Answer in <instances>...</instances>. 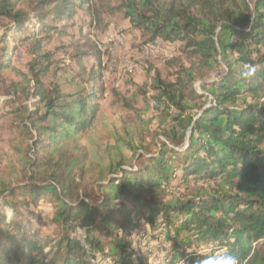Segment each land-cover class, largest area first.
Instances as JSON below:
<instances>
[{"label": "trees", "instance_id": "1", "mask_svg": "<svg viewBox=\"0 0 264 264\" xmlns=\"http://www.w3.org/2000/svg\"><path fill=\"white\" fill-rule=\"evenodd\" d=\"M106 16L127 21L139 45L177 43L179 53L136 87L152 92L157 115L139 118L136 140L117 133L101 166L80 137L104 92L103 53L90 37ZM27 23L34 31L20 38ZM0 30L2 93L20 117L17 159L0 161V264H147L130 252L142 220L164 232L167 264L205 243L238 264H264V0H0ZM53 39L74 50L86 86L44 82L56 71L44 48ZM18 41L29 44L28 74L12 65ZM86 56L97 66L86 70ZM244 63L257 67L249 79ZM175 181L195 186L179 192ZM42 206L47 215L35 216Z\"/></svg>", "mask_w": 264, "mask_h": 264}, {"label": "rangeland", "instance_id": "2", "mask_svg": "<svg viewBox=\"0 0 264 264\" xmlns=\"http://www.w3.org/2000/svg\"><path fill=\"white\" fill-rule=\"evenodd\" d=\"M251 1L249 0V2ZM74 22L80 24L77 20ZM25 26L28 29L19 35L20 38L31 35L34 31L33 28H30V24L27 23ZM128 26V22L119 16H106L102 19L100 26L93 29L90 37L103 53L102 65L98 73L101 75V79L98 85L103 87L104 92L99 101V114L89 130L80 137V141L86 147L89 162L96 165L102 166L108 163V156L104 151L109 143L114 144V137L117 133L124 140L128 138L129 142L136 140V133L141 132V125L137 127L140 124L139 118L146 120L157 115V111L153 108L155 101L152 92L142 88L140 93L146 91V94L142 96L136 87H141L144 84L149 69L151 73L157 71L163 75L165 61L179 53V44L177 43L158 41L156 44L139 45L138 33H131ZM76 27L77 25H74L71 32H75ZM2 35L3 31L0 30V49L5 45ZM38 38H41V35ZM59 47L60 41L57 39L51 40L48 45L44 44L46 50L54 52L53 58L56 62L55 75L49 74L44 82L47 85L57 82L66 91L75 85L86 86L89 76L76 64L74 50L60 49ZM31 59L29 44L15 42L13 67L28 74ZM82 64L86 70L97 66L90 56L84 57ZM216 74L219 75L220 72L217 71ZM3 76L7 80L20 81L19 77L11 70H5ZM194 88L199 93L204 92V86L200 83H196ZM2 89L4 88L0 83V161L8 156L15 161L17 152L14 153L13 147L20 144V117L14 119L8 114L10 110L8 101L11 97L2 93ZM134 92H138V96L132 99L131 95ZM124 97L128 101H123ZM27 104L29 106L30 101ZM126 131L131 132L130 137ZM124 149L126 152L130 151L127 148ZM133 163L135 164V161ZM4 169L5 166L0 165V174L4 172ZM173 186H177L178 191L183 192L185 188H194L195 185L193 183L181 184L179 181H175ZM48 212V207L42 206L35 212V216L37 213L46 216ZM159 230L161 232L157 234L156 232ZM156 232L150 231L148 225L142 220L138 228L130 235L132 242L130 252L134 263H137L136 258L139 256H145L147 264H167L170 261L171 258L167 254L169 243L164 240V232L160 228ZM206 246L212 247L213 245L205 243L198 247L192 246L190 249L184 248L185 255L180 257L176 264H187L188 254L202 255L205 253ZM257 247L260 256L264 257V241Z\"/></svg>", "mask_w": 264, "mask_h": 264}, {"label": "clouds", "instance_id": "3", "mask_svg": "<svg viewBox=\"0 0 264 264\" xmlns=\"http://www.w3.org/2000/svg\"><path fill=\"white\" fill-rule=\"evenodd\" d=\"M257 71V67L250 63H244L240 71L242 79L251 78ZM213 247L206 246L203 258L197 264H238L237 258L228 253L227 250L213 251Z\"/></svg>", "mask_w": 264, "mask_h": 264}, {"label": "built area", "instance_id": "4", "mask_svg": "<svg viewBox=\"0 0 264 264\" xmlns=\"http://www.w3.org/2000/svg\"><path fill=\"white\" fill-rule=\"evenodd\" d=\"M198 92H199V91H198ZM153 106H154L153 108H155V107L157 106V104H156V103H153Z\"/></svg>", "mask_w": 264, "mask_h": 264}]
</instances>
